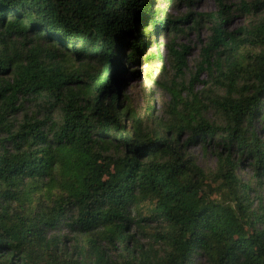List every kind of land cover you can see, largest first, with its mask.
Here are the masks:
<instances>
[{
    "label": "trees",
    "instance_id": "obj_1",
    "mask_svg": "<svg viewBox=\"0 0 264 264\" xmlns=\"http://www.w3.org/2000/svg\"><path fill=\"white\" fill-rule=\"evenodd\" d=\"M179 1L0 0V264H264V0ZM204 27L187 88L144 121L126 64L164 33L185 75L180 36Z\"/></svg>",
    "mask_w": 264,
    "mask_h": 264
},
{
    "label": "rangeland",
    "instance_id": "obj_2",
    "mask_svg": "<svg viewBox=\"0 0 264 264\" xmlns=\"http://www.w3.org/2000/svg\"><path fill=\"white\" fill-rule=\"evenodd\" d=\"M156 1V6L163 8L167 14L174 17H182L189 11V8L185 4L180 3L179 0H174L176 4L172 6L162 4V0ZM231 1L235 2L236 0ZM192 9L198 13L215 12L217 10V2L216 0H197ZM244 22L243 18L238 19L234 21L232 28L240 29L243 27ZM187 33L186 36H180L179 39V43L190 48L187 56L189 70L185 75H178L175 67L171 64L166 45L172 38V35L166 36L164 33H161L157 37L160 45L159 50L152 44H149L140 57L138 64H126L131 72L136 71L138 74L129 79L125 95L128 96L130 104L138 115L146 122L150 123L153 119L163 116V111L171 101L169 89L177 84L182 91H185L191 80V73L196 71V64L200 59V50L206 43L210 33L206 27L198 31L188 30ZM157 52L159 54L154 55L153 59L146 60L149 55L156 54ZM129 53L130 51L127 50L125 53L126 57L129 56ZM201 79L202 81H206V75H202ZM202 88V84L196 85V91H200ZM183 93L185 97L186 92ZM261 125L260 122L257 123L258 130H260ZM189 152L196 158L202 168H215V157L210 153L204 152L200 146L190 148ZM238 175L245 181L253 179L252 171L245 164L242 165V169L239 170ZM195 264L207 263L204 258L198 257Z\"/></svg>",
    "mask_w": 264,
    "mask_h": 264
}]
</instances>
